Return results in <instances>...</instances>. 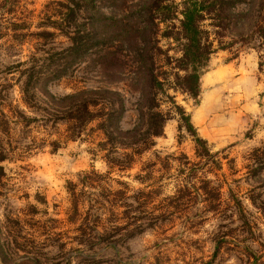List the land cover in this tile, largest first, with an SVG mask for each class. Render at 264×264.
I'll return each instance as SVG.
<instances>
[{
	"label": "rangeland",
	"instance_id": "rangeland-1",
	"mask_svg": "<svg viewBox=\"0 0 264 264\" xmlns=\"http://www.w3.org/2000/svg\"><path fill=\"white\" fill-rule=\"evenodd\" d=\"M48 1L0 0V264H264V172L254 174L248 157L264 146L263 0H231L218 8L221 18L216 5L204 14L199 26L211 52L195 99L171 84V69L157 56L155 73L167 80L159 109L172 111L150 148L123 170L106 158L125 161L129 149L100 148L96 121L66 140L50 97L116 91L118 126L127 129L137 122L138 94L126 78L108 80L87 55L61 76L26 79V68L68 45L61 33L45 44L32 35L44 27ZM173 1L180 9L182 0ZM158 39L162 54L179 56L177 41ZM170 100L188 114L211 159L195 155ZM91 169L101 176L83 177ZM178 187L187 190L181 197Z\"/></svg>",
	"mask_w": 264,
	"mask_h": 264
},
{
	"label": "trees",
	"instance_id": "trees-1",
	"mask_svg": "<svg viewBox=\"0 0 264 264\" xmlns=\"http://www.w3.org/2000/svg\"><path fill=\"white\" fill-rule=\"evenodd\" d=\"M100 1L108 3V7L114 9V14L100 13ZM230 3L231 0H182L180 9H177L178 4L173 0H50L44 5V21L41 22V27H44L32 35L45 44L56 33H61L68 45L56 51L54 57H43L44 65L26 68V79L35 82L42 78L44 82L54 76H61L87 55L94 57L92 67L100 75L107 76L108 80L126 78L138 94L135 107L137 122L127 129L118 126L123 104L116 91L103 88L76 89L50 97L54 117L64 124L66 140H75L88 123L96 121V128L104 135V140L97 143L100 148H106L107 144L114 148V144H118L120 148L129 149V152L122 153L125 161H119L116 157L113 161L112 157H108L106 162L116 166L117 170L126 169L131 165L134 155L138 156L150 148L153 137L161 134L163 124L172 111L159 109L157 92L162 93L167 80L155 73L157 56L163 55L164 63L171 69V84L195 99L199 91V77L211 52L210 42L203 36L204 31L199 22L204 14L216 12L215 5L218 11L215 16L219 18L218 8ZM262 8L264 10V0ZM177 13L179 19L176 18ZM160 26H163L161 30ZM214 26L220 25L215 23ZM158 36L177 41L179 56L162 54L157 45ZM48 69L44 75L41 74ZM165 97L169 98L167 95ZM170 103L179 116L181 126L192 137L195 155L211 159L206 141L196 134L188 114L174 101L170 100ZM5 154L0 147V160L5 158ZM248 157L252 161L250 170L254 174L264 172V146L252 148ZM88 176L99 178L101 175L91 169L83 172V177ZM74 187V184L69 183L73 213L77 212L78 206ZM186 191L185 187H178L175 193L181 197ZM117 193L121 192H114Z\"/></svg>",
	"mask_w": 264,
	"mask_h": 264
}]
</instances>
